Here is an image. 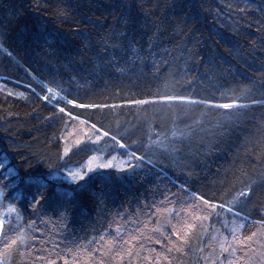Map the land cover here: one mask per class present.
I'll return each instance as SVG.
<instances>
[{"label":"trees","instance_id":"16d2710c","mask_svg":"<svg viewBox=\"0 0 264 264\" xmlns=\"http://www.w3.org/2000/svg\"><path fill=\"white\" fill-rule=\"evenodd\" d=\"M165 93L208 103H133ZM112 135L142 165L85 172L130 159ZM181 185L248 216L241 236L260 228L264 0H0V216L29 237L5 264H228L232 214L193 220ZM257 236L233 264L261 262Z\"/></svg>","mask_w":264,"mask_h":264},{"label":"snow or ice","instance_id":"6c2138e0","mask_svg":"<svg viewBox=\"0 0 264 264\" xmlns=\"http://www.w3.org/2000/svg\"><path fill=\"white\" fill-rule=\"evenodd\" d=\"M48 91L51 92L53 96L59 95V93L56 92L54 89L50 88L48 89ZM45 99H48V97L46 96ZM161 101L165 103L171 102V101H180L182 103H186L189 105L195 104V103H204V104L208 103V101L197 102V101L192 100L191 97H185L182 95H175V94H168V93L160 94L158 100H135L133 101V103L149 104V103H158ZM68 102L74 103L73 101H68ZM234 103L235 101L233 103H224V104L217 105V107L230 109L234 106ZM80 106L83 107V105H80ZM60 111L63 112L64 109L60 108ZM92 127L96 128V125L93 124ZM109 135L110 133L108 131H103L104 137H107ZM183 135L184 133L177 132V131H173L172 133L173 138L178 137V136H183ZM101 139L102 137L100 135L95 136V141H99ZM111 141L114 142L121 149H128L126 152V155H128L130 159L122 162L119 165H114L113 160L115 159V157L107 161L97 162L98 157L95 155H92L88 159V163L86 165L87 172H92L94 170L93 164H95L96 168L117 167L119 170H124L125 167L131 168L134 170L135 168L140 167L142 165V163L145 160L144 155H137L136 152L131 151L128 148V146L124 144L123 142H121V140H118V138L115 135L111 136ZM79 143L80 141L78 140L77 144ZM163 143L164 141L158 138L156 140L151 141L150 144H148L146 147L150 148L152 145L159 146V145H162ZM173 151H175V149H173ZM132 160H136L138 163L133 164ZM68 175L71 177L73 181H78V180H84L86 173L83 170H69ZM181 189L184 190L186 195H189L192 198V202L189 204V207L194 209V213L192 215L193 220L205 221V220H208L212 216L220 217L221 215H224L226 217L228 213L232 214L233 219L231 221V227L229 228V232L231 235V241H229L228 236L219 234V247H220L221 255H223V253L225 252H228L229 257H231L230 259H228V264H233V259L235 258V252L237 251L238 247L240 246L250 247V244H248V242L252 241L253 237L257 236L258 232L260 233V235L264 236V216H262L260 220L251 221L252 225H260V228L257 231H253L251 235L244 237V236H241L240 233H241V229L245 227L246 222H248L249 220L248 216L243 215L242 212L236 210L235 207H226L225 203H216V202H213L212 200L205 198L203 195H198L196 193H193L191 192L190 189H186L184 185H181ZM251 193H252V188L250 186L246 187L245 189H240L233 195L232 199L228 202V204L236 205L242 202V199H243V202H246L247 199L250 197ZM2 195L3 193L0 192V196ZM34 200H35V197H34ZM165 200L169 204L172 203V201L167 196L165 197ZM159 210L160 209H157V211ZM165 210L169 212L172 211V209L167 208V207H165ZM8 213L9 214L15 213L17 218H19L20 216V213L12 205H9ZM201 213H203V215H201ZM237 217L240 218L239 222H237L236 220ZM228 223H229L228 220L225 219L224 220L225 226H228ZM194 227H195L194 223L187 224V228L189 231ZM11 231H14V230H11ZM117 233L119 234V229H117ZM177 235H180V233H177ZM184 235H187V233H184ZM217 238H218L217 235H214L212 237L213 240H217ZM28 239L29 237L23 231H18L15 233V235H9V232L5 230V217L0 216V243H3V246H4L3 249H0V264H5V261L3 259L5 252H7L10 249L18 248L19 245L26 243ZM104 239L105 237L101 235L100 240L103 241ZM135 239H136L135 236H130L128 240L124 241V244L130 245L132 241ZM233 245H236V247H234ZM127 251H128V254L131 255V249L129 248ZM65 264H67V261L65 262ZM221 264H223V262H221ZM237 264H239L238 261H237Z\"/></svg>","mask_w":264,"mask_h":264},{"label":"rangeland","instance_id":"374dc122","mask_svg":"<svg viewBox=\"0 0 264 264\" xmlns=\"http://www.w3.org/2000/svg\"><path fill=\"white\" fill-rule=\"evenodd\" d=\"M97 157H98V161L97 162L110 160V159H107V158H104V157L103 158H101L99 156H97ZM115 162L116 161L113 160V164L114 165H115ZM93 169L94 170L92 172H96V171H99V170H102V169H108V168H96L95 167V164H93ZM85 172H87V168H86ZM92 172H87V173H92ZM238 222H239V220H238ZM256 239H257V242H255V243L258 244V247H259L258 250H260V253H259L260 254V257H257V259L258 260H261V262H263V264H264V237L257 236ZM258 262H260V261H258Z\"/></svg>","mask_w":264,"mask_h":264}]
</instances>
